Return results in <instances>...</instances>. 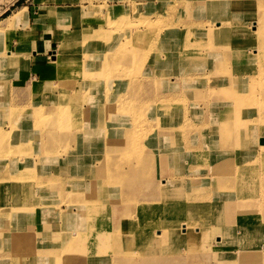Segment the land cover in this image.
<instances>
[{
  "label": "rangeland",
  "instance_id": "1",
  "mask_svg": "<svg viewBox=\"0 0 264 264\" xmlns=\"http://www.w3.org/2000/svg\"><path fill=\"white\" fill-rule=\"evenodd\" d=\"M130 1L131 5L123 4L119 8L108 7L110 10L107 11L105 6L93 4L89 6L82 12V15L90 13L93 7L98 8L100 10L98 15L104 24H88L89 27H87L86 23V26L78 31L74 25V32L73 35H70V40L76 42L72 41L67 49L68 61L80 65L88 64L83 69L82 67L79 69L92 72L104 69V60L108 57L107 52L110 50L112 56H110V61L106 60L111 66L110 79L134 78L133 81L139 79L135 88L136 92L142 94L140 92L143 90L149 94L148 88L152 85L151 93L156 95L153 98L154 101L147 95L146 99L140 100L142 104H145L144 109L139 104L140 102L134 99H128V102L132 104L131 110L117 109V112L123 111L120 116L126 118L127 115L133 118V122H142L141 126L133 128L134 130L131 131L133 134L129 132V126L123 135L119 132H107L109 136L125 137L127 142V134H130L128 136L131 146L128 142V147L126 146V152H124L128 151L129 154L124 155L130 156L131 154L130 161L133 163L121 167V172L111 170L107 173L109 177L116 179L113 194L118 191L117 193L120 194L123 201H129L130 205L125 206L128 210L114 211L110 200L107 202L105 199H101L98 203L94 201L91 198L95 194L93 181L88 174H82V172L92 171L94 166L107 167L106 161L110 157L119 156V154L109 153L99 146L97 149L90 147L89 142L96 138V135L89 132L85 137L82 127L88 123L85 119L84 107L89 105L86 97L91 93V90H82V80L78 76L72 79H61L60 76L50 78L49 85L52 83V86L45 85V88L36 91V96L35 90H33L32 101L23 106H15L9 99L10 94L2 91L0 92L2 96L0 99V173L7 170V174H0V219H3L0 233H3L5 237L9 235V238L6 237L8 239L0 245V264H34L35 261L36 264H115V259L127 262V260L137 258H141L143 264L147 261H152V264H264V194H241L239 202L235 204L224 202V200H235V196L226 193L221 183L227 180L222 177L218 169L215 171L214 168L217 166L216 163L225 159L226 156L220 152L213 156L202 157L208 151L207 145L210 143L222 144L223 142L222 137L219 138V134L211 140H206L204 135L205 131L213 129L210 126L216 125L212 124L214 119L215 122L218 121L220 109L218 110L215 105H217V101L220 103V100L215 96L208 98L209 103H214V107H211L208 120H204V110L200 103L207 104V102L197 97H200L202 88L208 87V85L194 84L188 91L183 79L177 77L182 69L184 72L189 71V74H198L204 71L210 73L211 70L204 66L201 57H194L192 60L185 59L180 62L178 61L179 48H176V45L168 43L167 50L161 51L158 44L161 34L166 32L171 34L176 31L186 32L188 29L192 31V28L197 32L204 28H212L217 32L226 31L231 23L229 20H225V17L239 12L242 14L247 10H250L248 15L250 18L243 22L235 21L233 24L240 25L242 23L249 26L252 19H257L258 29L264 30V9H260L261 1L256 3V0H250L251 3H247V0H212L213 3L209 5V8L207 6L211 0L207 3L203 0ZM117 17L118 19H114ZM188 23L192 28L188 27ZM103 28L108 34L110 33V37L113 36V40L110 39L109 46L104 45V51L98 52L101 45L100 37L105 31ZM71 31L67 30L64 37ZM78 38L81 43L78 42ZM89 40L90 42H88ZM61 43L62 41L57 47L58 56L61 55ZM240 46L247 47L243 41L239 44ZM122 48L139 49L140 52H137L138 50L135 52L140 58L136 60V53L133 56H126L119 52ZM96 49V55L101 56V59H90L93 56L90 54H93ZM62 50L64 53V49ZM141 50L145 52H141ZM55 53L57 52L52 51L50 54L53 60L57 59ZM249 54L254 55L251 52ZM14 58L6 50L3 53V61L5 60L7 65H20L21 61L17 59L18 62H15ZM205 62L207 63V61ZM208 63L210 62L208 61ZM263 64L264 61L254 56L253 70L264 71ZM245 67V76L249 77L250 66L246 64ZM123 70L125 73L127 71L133 74L127 75ZM218 70L212 68L211 72V79H214L217 89L220 87L219 83L225 79L224 77L222 79L221 72ZM47 71H50V68L46 69L43 76H46ZM115 73L117 75H114ZM149 77L156 81L149 83L145 89V85H140V82L141 79H149ZM91 78L107 79L108 77L96 74ZM0 79L3 77L0 76ZM73 79L78 83L74 84ZM159 79H166V81L163 83L158 81ZM106 89L104 88L105 93L102 92L103 96L108 97L106 100L111 103L110 89ZM209 92L208 95H211ZM172 93L175 94L163 98V96ZM68 95L70 96L68 100H65L66 102L55 100ZM176 98H179L180 104L187 103L186 105L190 108L185 113L187 121L192 124L198 122L195 126L206 128L203 129L205 131L201 145L194 149V153L197 149V155L189 158L186 156L177 158L183 162L186 168L182 172L164 171V165L173 164L177 159L166 156L163 158L166 163L162 164L155 161V152L149 154L147 150L144 155L145 163H137L136 158L132 157L133 154L136 155L137 151L145 147V143L157 141L158 135L165 133L168 137L166 139L172 141L178 139L174 138L177 132L169 126L170 121L163 120L160 115L156 114L155 109L152 110V108L160 107L161 101L167 99L176 101ZM106 100L101 101L106 103ZM59 102L65 103L66 109L62 114ZM150 103L152 104L150 105ZM253 104L255 105L253 107L255 114L263 115L257 100ZM216 127H219V124ZM141 128L144 129L142 133ZM223 134L226 135V131H222L220 135ZM80 135H83L84 138L81 139ZM188 135L193 136L195 133L189 131ZM81 140L82 142L86 141L87 145L85 148L87 155L84 160L88 159L91 162L77 163V160L81 159L79 155L76 156L80 153V147L83 145ZM199 143L200 141L198 145ZM65 155L67 158L65 161L63 160V164L59 163L62 160L59 159L54 165V157L61 158ZM124 155L121 157L122 160H124ZM52 156L54 157L52 158ZM42 160L49 161V164L43 166ZM31 162L32 166H30ZM190 165L196 168L188 169ZM110 166L112 165L109 164ZM263 166L264 160H261L260 167L250 171L249 174L256 175V172H263V168H261ZM115 168L117 166H113L111 169ZM47 169L49 173L46 172ZM200 169L204 173H200ZM52 170L62 172L63 177L62 175L54 177L55 175L51 174ZM14 171H17V174H14ZM38 174L49 176L48 179H52L53 182L40 185L38 178L35 177ZM173 176H177V178H173ZM167 178L175 182L173 186L175 191L162 195L167 190L162 182ZM7 182H15V187H17L15 191L8 187L9 192H4ZM187 182L191 184L190 188H188ZM83 184L90 188L87 189L82 186ZM260 184L264 185L261 182ZM30 187H32V191ZM156 192L158 195H162L160 200L156 197ZM145 193L152 198L153 206L160 202L161 211L158 212L155 208L153 210L145 209L132 202L134 199L145 197L146 195H142ZM198 194L200 195L198 196ZM219 201H223L224 204H218ZM62 204L64 207L61 206ZM146 204L147 201L144 199L142 205ZM155 211L156 215H154ZM229 214H234L238 218L235 216L234 222H232L228 217ZM197 217L202 220L195 223L194 220ZM145 218L153 219L154 222L160 219L161 227L156 235L154 232L156 233L157 230H154L150 236L145 234V230L150 227L148 223H145ZM189 218L191 219L188 220ZM26 219H30L27 230L23 226ZM122 219H125V222L115 225L116 220ZM138 233L140 235L136 237ZM93 234H107L105 238L111 237L108 242L115 245L102 248L100 255L93 254L91 251H86L82 255L68 253V257L74 258L72 260L68 259L67 255L61 254L64 251H61L60 242L67 245L73 240L78 242L84 240L82 246L84 249H88V246L94 245L91 239ZM56 240L59 242L54 243L55 247L53 242ZM116 246L117 248H115ZM52 248H56V254L54 255L52 252V257H50L49 253ZM35 252H38L36 256L33 254ZM43 259L48 261H43Z\"/></svg>",
  "mask_w": 264,
  "mask_h": 264
},
{
  "label": "bare ground",
  "instance_id": "2",
  "mask_svg": "<svg viewBox=\"0 0 264 264\" xmlns=\"http://www.w3.org/2000/svg\"><path fill=\"white\" fill-rule=\"evenodd\" d=\"M203 1H205V3L209 2V0H203ZM248 2L251 3L250 0H247V3ZM212 3L213 2L211 0L208 3L207 7L209 8V5ZM261 3L263 6L264 1H261ZM215 4H217V2H215ZM262 6L260 9H264V7ZM99 11L100 10L98 8L93 7L90 13L80 15V17L76 20V24H75L76 30L78 31L80 29H83L84 26H86L85 25L86 23H87V27H89L88 24L89 25H93V24L103 25L104 23L102 19L100 18V16L98 15ZM108 12L111 13L110 11ZM249 12L250 10H247L243 12L242 14L239 12L234 15L226 16L225 20H229L231 23L229 24V28L226 31L217 32L213 30L212 28H209V29L201 28L202 30L197 32V31H194V28H192L189 25L190 23H188V27H191L192 31L188 29L186 32L176 31L175 33H172V34L169 32L162 33L161 38L158 40L159 48L161 51L167 50L168 43H172L176 45V48H179L178 61L183 62L181 60H185V59L192 60V58L194 57L195 58L201 57L203 60V63L205 64V65L203 64L204 66L209 67L211 72H212V68H215V70L219 69L218 71L221 72L222 79L223 77L225 78L223 79L222 82L219 83L220 87H218L217 89L215 86L214 79H211V76H212L211 72L208 73L204 71V72H199L198 74L197 73L189 74V71L184 72L182 69L180 70L177 76L178 79H183V82L186 83V87L188 91L190 87L194 84L203 83V86L204 84L208 85V87L204 86L202 88L200 97H197L198 99L202 98L203 101L205 100L207 102V104L205 105L209 107H214V103L213 104H211L212 102L209 103L208 101L209 97L215 96L217 99L220 100V103H217L219 102L217 101L216 102L217 105H215L218 108V110L220 109L218 113V121L215 122V119H214V122H212V124L213 125L216 124V125L210 126V128H213V129H210V128L209 129L211 131H219V132L226 131V135L223 134L221 136L222 141H223L222 144L210 143L211 146L207 145L208 151L206 154L202 155V157L213 156L216 154H220V152L226 156L225 159L220 160V162L216 163L217 166H215L214 168L215 171L218 169V172L222 174V177L225 178V180H227L221 183L223 187L225 188L226 193L235 196V200L233 201L224 200L226 204H230V203L235 204L239 202L240 200L239 197L241 194H246V195H253L254 193L259 194V195L264 194V185L262 186L260 184V182L264 183V166L261 167L263 168V172L261 173L256 172V175L249 174L250 171L255 170L258 167H260L261 160H264V71H255L252 68L253 62H254V56L264 61V30L258 29V25H256V23H258L257 19H252L249 26L247 24H242V23L240 24L241 26L239 24L237 25L233 24L235 21H238V20L239 22L248 20L250 18V17L248 18V15L250 14ZM20 15L21 14H17L12 17L10 16V18L6 20L7 27H4V25L1 24L0 25V35H2L4 31H6L5 29L7 28L10 29L14 25L13 23L15 22V20L17 21ZM118 17L114 19H118ZM237 17H241V18L238 19ZM103 30L105 31H103L101 34V37H100L101 45L98 48V52L104 51L105 50L104 45L109 46L110 39L113 40L112 38L113 36L110 37L109 35L110 33L108 34L106 29L104 28ZM71 34L73 35V33H69L62 40L61 49H60L61 55L58 56L59 53H57V59L53 61L50 67V71H47L46 76L44 75L42 79L35 82L33 90H35V96H36L37 95L36 91H38L39 89L45 88V85L46 86L49 85L50 78L52 79L55 76H60L61 79L62 78L72 79L73 77L78 76L82 80V90L83 91L91 90L90 91L91 93L88 94V96L86 97L87 101H89V105L88 107L86 106L84 107L86 111L85 119L88 123L86 125H83L82 130L84 129L85 131V137L88 136L87 133L89 132L95 133L96 138H93L92 141L89 142V145L90 147H92V149H97V146H99V147H102L105 151L109 153H117L119 154V156H116L115 158L110 157L106 161L107 167L101 168V167L94 166L92 167L93 168L92 171L82 172V174L84 173L88 174L91 180L93 181V187L95 188V194L94 196H91V198L94 199V201L98 203V201H101V199H105V201L107 202L110 200L114 211H118V210L127 211L128 208L125 206L130 205V203H128L129 201L128 202L123 201L122 197H120V194L117 193L118 191L115 194H113L116 179L114 180L113 178L109 177L107 173L108 171H111V170H116L117 172H121V169H120L121 167H124L128 163H133V161H130L131 154L130 156L124 155L128 153V151L127 153H124L126 152V146L128 147V144H127L128 142H129V146H131L130 145L131 141L129 139L130 137L128 136L130 134H127V137H128L127 138L128 142H127L125 140V137H121L120 135L119 136H116V135L109 136L107 135V132H115V133L119 132L121 133V135H123L125 134V129L129 126L130 127V128L128 127L129 132L132 133L131 131L141 126L140 124L142 122H133V118L128 117L127 115H126V118H124L123 116H120L122 115L123 111L117 112L118 111L117 109H126L127 111H129L132 109V104L128 102V99L129 100L134 99L135 101L140 102L142 98L146 99L145 97L146 95L149 96V98L151 99L155 98L156 95L154 93H151L152 85L149 86L148 88L149 94L145 93L143 90H141L140 92L142 94H139L138 92H136L135 88L138 85L137 83L139 79L135 81H133L134 78L132 79H110L109 76L112 75V72L110 70L111 66L109 63L106 62L107 59L108 61H110V56H112L110 55L112 53V52L110 53V50L107 52L108 54L106 53L108 57L106 58V60H104L105 65L102 71L92 72V71H83L79 69L80 67H82L83 69L88 64L80 65V64H76L74 62L68 61L69 57H68L67 49L69 48V45L72 43V41L76 42L74 40L72 41L70 40ZM241 40L245 43L247 47L245 48H242L243 46L239 47V44L242 42ZM78 42L81 43L79 38H78ZM88 42H90V40ZM150 46H152V44ZM62 49H64V53ZM135 50H138L137 52H140L139 49H136V48L134 49L122 48L119 50V52H122L126 56L128 55L133 56L136 53ZM96 51L97 49L95 50L93 54H90V55H93L92 57L89 56L90 59H94V60L97 58L101 59V56L96 55L97 54ZM143 51L144 50H141V52ZM116 52L118 53V51ZM249 52L253 53L254 55L251 56ZM183 53H189V54H183ZM135 58L136 60L140 58L137 53L135 55ZM14 59L16 60V57ZM2 60H3V55L0 56V68L4 66ZM204 60L207 61V63ZM208 61L210 63H208ZM4 62L6 63L5 60ZM246 64L250 66L249 77L245 76L246 74L245 65ZM94 66H95V63H94ZM168 66L170 67V65ZM117 70H120V69H117ZM241 71H242V74H240ZM96 74H99L100 76H104L108 78L107 79L105 78L92 79L91 76H94ZM125 74L131 76L133 73L126 71ZM114 75H117V73H115ZM207 75H210V76H207ZM154 80L155 79H151V77H149V79H141L140 85H145L144 88L146 89L149 83H153ZM75 81L76 80H74V82ZM158 81H162L164 83L166 79H159ZM76 83L78 82H75L74 84ZM51 86H52V83L49 85V87ZM104 88L110 89L109 95H110L111 103H108V101L106 100V98L108 97L103 96L102 92L105 93ZM183 88H185V86H183ZM4 90H5L4 87L0 84V92ZM82 90H81V93H82ZM208 92L211 93V95H208ZM92 93L93 95H91ZM174 94L175 93H172L165 97L163 96V98L165 99V98L171 97ZM69 96L70 95L65 96V98L61 97L55 100L65 101L69 99ZM1 98L2 96L0 95V99ZM101 100H106V103L105 102L103 103ZM178 100L179 98H176V101L170 100V99L163 100L161 101L160 107L152 108V110L155 109L156 114L158 116L160 115L163 120L170 121L169 126L175 132H177L175 136L174 135L173 136L174 138L176 137V139L177 138L178 139L173 140V141H176V142H173L172 140L166 139L168 137L167 135H165V133L158 135L157 137H159L160 139L158 138V140L155 141L154 143L153 141L151 143H145V147H142L141 150L137 151L138 153L136 155L133 154L132 157L136 158L137 163H145L144 155L146 154V150L149 154L151 152H155V155H156L155 161L161 162L162 164L166 163V161L163 160V158L166 156H170L172 159H177L183 156H186L189 158L194 155L195 156L197 155L196 154L197 149L195 150V153H194V149L198 148L201 145L203 134L205 131L203 129H206V128L195 126L198 122L196 124H192L188 122L185 113L188 112L190 108L188 107V105H186L187 103H183L182 105L180 104V102H178ZM256 100L258 104L260 105L259 108L261 109L263 115L260 114L259 116L258 114H255L253 110V107H255L253 103ZM64 104H65L64 102H59V107L61 108V114L63 113V110L66 109L64 107ZM139 104L143 106L142 108L144 109L145 104H142L141 102ZM151 104L152 103H150V105ZM77 108H78V105H77ZM126 110L125 112H127ZM22 113H23V110H22ZM141 114H144V113H141ZM95 116H97V118H95ZM131 123L133 125H130ZM218 124H219V127H216ZM141 130H142L141 131L142 133L144 129L141 128ZM189 131L190 133L193 131L195 133L193 137H197V139H195L194 141H190L191 135H188ZM149 132L151 131L149 130ZM80 138L83 139L84 136L80 135ZM199 141L200 143L198 145ZM85 142L86 141L82 142L81 140V143L83 145L80 147V153L76 155V156L79 155L81 159H78L77 163L91 162V160H88V159L84 160L87 155L85 151V148L87 145ZM123 155H124V158H123L124 160H122L121 158L123 157ZM134 158L133 160H135ZM41 162L43 166H46L49 164V161L47 160H42ZM59 163L63 164L64 162L63 160H60ZM109 164L112 166L109 167ZM113 166H117V168L111 169L113 168ZM191 168L194 169L196 167H193L190 165L188 169H191ZM163 170L166 172L173 173V172H182L183 170H186V168L183 162L180 159H177L173 164L164 165ZM200 170H201L200 173L201 172L204 173L202 169ZM46 172H48V169L46 170ZM200 175H203V174H200ZM35 177L38 178V182L40 183V185L53 182V180L48 179L49 176L45 174H38ZM173 178H177V176H173ZM58 181H60L59 178H58ZM162 184L167 188V190L162 195L175 191L173 189V186L175 185V182L173 180H169V178L163 179ZM187 185H188V188L191 187V184H189V182H187ZM82 186L86 187V184H83ZM86 188L89 189L90 187H86ZM178 194H179V191H178ZM142 195H146V196L140 199H134L132 200V202L135 203L137 206L143 207L145 209L153 210L155 208L156 211L158 212L161 211L160 202L158 205L153 206V202H151L152 198L149 197L147 193L142 194ZM162 195H158V192H156V197L159 200ZM199 195L200 194H198V196ZM144 199L147 201L146 205H142L144 202ZM224 202L219 201L218 204L223 205ZM156 211L154 212V215L157 214ZM235 216L236 215L234 214L228 215L229 219H231L232 222H234L233 219ZM236 218H238V216H236ZM190 219L191 218H189L188 220ZM159 220L160 219H157V221L154 222L153 219L145 218V223H148L149 224L148 226H150L149 228L145 230L146 235L150 236L154 230H157L156 233L154 232L155 235L157 234L158 230L161 227ZM199 220H202V219L200 217H197L195 218L194 222L197 223ZM123 222H125V219L116 220L115 225H120V223H123ZM140 224H141V220H140ZM139 235H140L139 233L136 234V237H138ZM105 236H107V234H97V235L93 234V237L91 236V239L94 242V245L88 246L87 247L88 249H84V247L82 246L83 245L82 241L84 240H82L81 242L73 240L67 245H65L64 242H60L61 251H64L61 254L64 256L67 255L68 257L69 256L68 253H71V254L74 253V255H82L86 251H91L93 252V254L100 255L102 252V248L115 245L114 243L108 242L109 238L111 237L107 239L105 238ZM56 242H59V241L56 240L53 242V244L54 243L56 244ZM115 248H117V246ZM55 249L53 248L51 249L49 253L50 257H52L51 256L52 252H54V255L56 254ZM37 253L35 252L33 254L36 256ZM68 259L72 260L74 258L68 257ZM43 261L47 262L48 260L43 259ZM34 264H36V261L34 262ZM43 264H48V263H43ZM76 264H79V263H76ZM115 264H143V260L141 258L140 259L137 258V259L127 260V262H122V261H119V259H115ZM145 264H152V261H147L145 262Z\"/></svg>",
  "mask_w": 264,
  "mask_h": 264
},
{
  "label": "crops",
  "instance_id": "3",
  "mask_svg": "<svg viewBox=\"0 0 264 264\" xmlns=\"http://www.w3.org/2000/svg\"><path fill=\"white\" fill-rule=\"evenodd\" d=\"M260 1L262 0H256V3ZM130 2V0H0V25L3 24L4 27H7L6 20L10 16L21 14L13 23L14 25L0 35V54L3 55L5 50H9L8 53L16 57L15 62H18L17 59L21 61L20 65L15 66L7 65L2 60L4 66L0 68V76L3 77L0 79V84L4 87V92L10 94L9 99L13 104L23 106L32 101L35 82L41 79L46 69L50 68L54 61L50 57L51 52L58 53L57 47L63 40L66 31L70 29L72 30L70 33L74 32L73 26L83 11L92 4L105 6L107 11L110 9L108 7L119 8L120 5L127 6ZM7 12L9 13L5 15ZM200 105L204 110V120H208L211 107L208 108L203 103ZM220 132L207 130L204 134L205 139H214L216 134H219L220 138ZM190 138V141L197 139L193 136ZM66 158V155L61 158L54 157V165L57 160ZM32 165L31 162L30 166ZM51 172L56 177L62 175V172L55 170ZM0 174L6 175L7 170ZM14 174H17V171H14ZM8 187L14 191L17 188L15 182H7V186L4 187L5 193L10 190H7ZM30 188L32 191V187ZM61 206L64 207V204ZM52 212L55 211L52 210ZM28 221L30 219L23 222L25 230L28 228ZM1 224H3V219H0V227H2ZM6 237L9 238V235ZM6 237L0 233V245L8 239Z\"/></svg>",
  "mask_w": 264,
  "mask_h": 264
}]
</instances>
